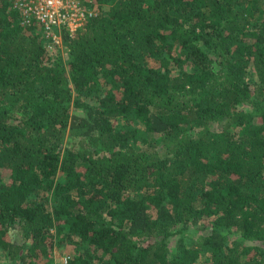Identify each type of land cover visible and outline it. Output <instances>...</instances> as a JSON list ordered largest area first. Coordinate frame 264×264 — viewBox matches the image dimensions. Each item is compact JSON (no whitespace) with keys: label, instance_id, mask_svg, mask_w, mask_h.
Returning <instances> with one entry per match:
<instances>
[{"label":"trees","instance_id":"trees-1","mask_svg":"<svg viewBox=\"0 0 264 264\" xmlns=\"http://www.w3.org/2000/svg\"><path fill=\"white\" fill-rule=\"evenodd\" d=\"M95 3L64 60L0 0V252L264 264V0Z\"/></svg>","mask_w":264,"mask_h":264},{"label":"built area","instance_id":"built-area-1","mask_svg":"<svg viewBox=\"0 0 264 264\" xmlns=\"http://www.w3.org/2000/svg\"><path fill=\"white\" fill-rule=\"evenodd\" d=\"M88 1V2H87ZM94 0H16L25 21L35 17L42 30L59 44L62 32L75 33L85 22L98 13ZM92 3V4H91ZM66 256L65 262L69 259Z\"/></svg>","mask_w":264,"mask_h":264},{"label":"rangeland","instance_id":"rangeland-1","mask_svg":"<svg viewBox=\"0 0 264 264\" xmlns=\"http://www.w3.org/2000/svg\"><path fill=\"white\" fill-rule=\"evenodd\" d=\"M60 48H61L60 53L62 57L64 58V60H67L68 54L63 45V40L60 43ZM10 234L13 239L20 240V232L17 229H12L10 231ZM176 237H178V235ZM71 254L72 252L66 248L60 246L56 247L55 251L53 252L55 264H58V262H65L66 256H69ZM10 262L11 260L0 252V264H11Z\"/></svg>","mask_w":264,"mask_h":264}]
</instances>
